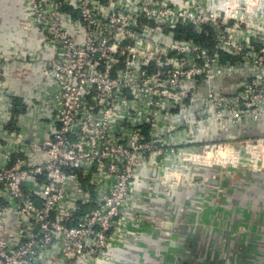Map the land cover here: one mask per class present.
<instances>
[{"label":"built area","instance_id":"obj_1","mask_svg":"<svg viewBox=\"0 0 264 264\" xmlns=\"http://www.w3.org/2000/svg\"><path fill=\"white\" fill-rule=\"evenodd\" d=\"M23 1L24 24L46 45L25 58L50 52L36 99L54 128L33 144L17 135L0 148V264H97L133 250L141 235L168 238L174 193L188 179L169 167L173 159L224 164L227 178L264 174V134L203 147L195 137L202 110L264 122V0H230L228 14L204 0ZM178 29L211 46L177 38ZM7 63L0 52V71ZM227 148L239 152L236 163L234 154L216 160ZM38 152L46 158L36 161Z\"/></svg>","mask_w":264,"mask_h":264},{"label":"crops","instance_id":"obj_2","mask_svg":"<svg viewBox=\"0 0 264 264\" xmlns=\"http://www.w3.org/2000/svg\"><path fill=\"white\" fill-rule=\"evenodd\" d=\"M204 1L228 14L230 0ZM239 2L242 4L244 0ZM25 13L23 0H0V52L8 58L0 72V148L15 146L17 135L33 144L54 128L49 113L36 99V94L48 83L44 64L50 52L46 49L39 62L31 63L25 58L46 48L41 31L24 24ZM200 107L199 103L189 107L185 120L189 122ZM202 111L207 116L196 124L195 134L200 147L209 142L255 141L264 134V122L247 118L240 123L220 121L212 116V111ZM33 156L36 161L46 158L42 152ZM29 157L32 159V155ZM225 157L226 153L217 156L218 162L225 163ZM22 158L30 160L26 155ZM0 162H4L1 151ZM215 166H193L181 159L170 161L171 169L188 174L172 199V221L167 230L170 236L161 238L157 233L133 239L131 244L137 252L131 250L128 254L134 257V262L143 258L148 264H158V260H164L165 264H187L185 259L196 258L204 259V264H264V174L227 178ZM202 196L207 201L198 203ZM228 215L229 224L225 223ZM10 226L15 231L18 223L13 220ZM10 238L16 241L17 234L12 233ZM166 240L169 245L164 243ZM172 242L182 243L183 249L172 247Z\"/></svg>","mask_w":264,"mask_h":264},{"label":"rangeland","instance_id":"obj_3","mask_svg":"<svg viewBox=\"0 0 264 264\" xmlns=\"http://www.w3.org/2000/svg\"><path fill=\"white\" fill-rule=\"evenodd\" d=\"M0 72L2 73V71H0ZM233 145L234 146H238L239 149L241 150V147L243 145H245V144L244 143H241V144H237V145L233 144ZM201 152H203V150H201ZM221 155L223 156V153H221ZM245 157H246V154L242 152L241 159L239 160L240 163H244V158ZM213 165H217L215 167H217L216 169H218V170L220 168L226 167V165H224V164H213ZM233 170H235V169H233ZM236 170H238V171H244V170H247V168H245L244 166L239 165ZM131 250L132 249H128V250H124L122 252H118V250H113L109 254V256L107 257V262H105V259H102L103 263H99L100 261L97 260V264H123V263H121L122 260H124V264H148V262L145 259H143V258H141L139 261L134 262L133 261L134 260V257L128 254V252L131 251ZM132 251L133 252L134 251L137 252L136 249L135 250H132ZM127 255H129V257ZM175 260L178 261V260H180V258L179 259H175ZM89 261L90 260L85 261L84 264H96L95 261H94V263L89 262ZM184 261H189V260L188 259H185ZM187 263H190V262H187ZM80 264H82V263H80ZM158 264H165L164 263V260H158ZM193 264H198V263L194 261Z\"/></svg>","mask_w":264,"mask_h":264},{"label":"trees","instance_id":"obj_4","mask_svg":"<svg viewBox=\"0 0 264 264\" xmlns=\"http://www.w3.org/2000/svg\"><path fill=\"white\" fill-rule=\"evenodd\" d=\"M175 35L179 39H192L198 43L208 44L209 46H211V41L209 39H207L204 35L197 34L193 29H178L177 31H175ZM222 58L224 60L228 59L226 56H223Z\"/></svg>","mask_w":264,"mask_h":264},{"label":"bare ground","instance_id":"obj_5","mask_svg":"<svg viewBox=\"0 0 264 264\" xmlns=\"http://www.w3.org/2000/svg\"><path fill=\"white\" fill-rule=\"evenodd\" d=\"M230 148H227L226 150H223V152L222 153H226L227 155H228V157H231V155H235L236 156V161H235V163L237 162V159H238V157H239V152H233V151H231V150H229ZM217 161H219L220 159L219 158H217L216 159ZM227 161V158H226V160H225V162Z\"/></svg>","mask_w":264,"mask_h":264},{"label":"water","instance_id":"obj_6","mask_svg":"<svg viewBox=\"0 0 264 264\" xmlns=\"http://www.w3.org/2000/svg\"><path fill=\"white\" fill-rule=\"evenodd\" d=\"M171 246L172 247H176V248H178V249H183V244L182 243H176V242H172L171 243ZM200 261L199 262H201V263H205L204 262V259H199ZM187 264H192L191 262L190 263H187Z\"/></svg>","mask_w":264,"mask_h":264}]
</instances>
